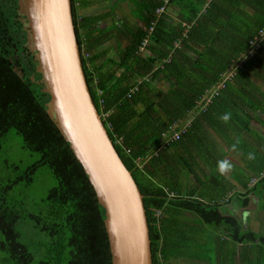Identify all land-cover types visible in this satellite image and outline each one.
<instances>
[{"label": "trees", "instance_id": "obj_1", "mask_svg": "<svg viewBox=\"0 0 264 264\" xmlns=\"http://www.w3.org/2000/svg\"><path fill=\"white\" fill-rule=\"evenodd\" d=\"M95 3L71 0L82 67L114 148L143 195L152 264H227L236 254L230 245L249 251L255 263L244 264H264V233L243 224L235 211L222 210L231 192L241 209L248 208L252 193L264 194V158L258 167L252 164L251 176L235 178L242 188L236 193L217 174L216 151H192V133L203 122L214 129L234 125L247 130L255 116L264 119V39L246 56L264 27V0H128L132 21L125 16L120 25L115 6L81 14ZM161 7L165 11L157 15ZM27 32L19 0H0V150L14 130L22 148L38 156L23 171L11 168L14 178H0L2 264H111L105 211L48 113L50 97ZM113 38L116 59L102 51ZM232 69V78L226 79ZM222 80L224 89L200 113L198 102ZM225 112L232 116L227 123L219 119ZM189 120L187 132L170 140L172 127ZM200 159L211 169L207 181ZM41 168L49 170L56 185L48 191L44 211L24 213L8 202L9 193L31 184ZM253 178L257 181L251 184ZM22 218L43 236L38 258L20 242Z\"/></svg>", "mask_w": 264, "mask_h": 264}, {"label": "water", "instance_id": "obj_2", "mask_svg": "<svg viewBox=\"0 0 264 264\" xmlns=\"http://www.w3.org/2000/svg\"><path fill=\"white\" fill-rule=\"evenodd\" d=\"M27 40L44 91L75 159L105 211L111 264H152L141 194L92 101L84 75L71 0H19Z\"/></svg>", "mask_w": 264, "mask_h": 264}, {"label": "crops", "instance_id": "obj_3", "mask_svg": "<svg viewBox=\"0 0 264 264\" xmlns=\"http://www.w3.org/2000/svg\"><path fill=\"white\" fill-rule=\"evenodd\" d=\"M95 1L96 3L92 7L82 10L81 14L89 15L104 13L115 6V18L117 22H119V25L126 22H122L125 19V16H127L130 21H132L130 16L132 8L128 5V0ZM168 10H171L172 12L170 11V13L172 15H175V11L172 8H169ZM107 26L108 31H111L113 29L112 22L108 23ZM102 51L107 57L116 59L118 57V49L116 46L115 38L111 39L109 42L104 44L102 46ZM259 118L255 116L254 120L250 122L249 128L247 130H243L242 128L240 129L234 125L232 127L229 126V130L222 125L220 127L215 126L214 129L203 122L198 125V132L192 133V151H199L200 149L201 151H216L220 156L219 160L227 159L232 163L233 169L231 171L221 175L217 170V174L221 175V178L223 177L225 181L234 185L236 188V193L242 192V188L241 185L237 182V180H235V178L240 177L243 174L251 176L252 164L253 167L256 168L258 167V165L261 164V160L264 158V124L261 122V119H264L261 117ZM237 139H239L240 143L237 146V149L233 151L232 145L236 143ZM200 143H203L205 145H200ZM250 152L254 154L255 159H247V156ZM216 160L217 158H213L211 160L212 164H214ZM199 161L201 162L200 164L202 169L206 173V176H204L202 180L207 181L208 179L206 177L209 176V173H211V169L202 159H200ZM192 181H194L193 178ZM234 195L235 194H233L232 192L229 193L228 197H232V200L230 201V203L228 202L229 204L227 203L228 205L222 207V210L225 213H232L231 211H235V215L237 217H239L242 212L247 213L250 210L252 212L258 211L260 214L262 212L264 213V194H262L261 192L256 191L249 196L250 205L246 209H241L238 207L237 199H234ZM260 219L261 215L259 217V220ZM244 223L245 225H248L246 221ZM254 227L256 229L258 228L257 225H254ZM260 227H262V229L264 228L263 225ZM229 248H234L236 254L233 256L234 260H228L227 264H244L245 262L255 263V260L249 258L251 255L249 251L246 253L244 245H230ZM244 257H246L245 260Z\"/></svg>", "mask_w": 264, "mask_h": 264}, {"label": "rangeland", "instance_id": "obj_4", "mask_svg": "<svg viewBox=\"0 0 264 264\" xmlns=\"http://www.w3.org/2000/svg\"><path fill=\"white\" fill-rule=\"evenodd\" d=\"M160 88L165 92L167 86L161 83ZM37 160L38 156L24 150L20 137L16 135L14 130H10L3 140L0 150V178L2 180L14 178L15 174L11 168L17 166L23 171ZM55 185L56 181L53 179L49 170L41 168L37 171L31 184H20L14 187L9 193L8 202L20 205V208L25 211L24 213L38 214L40 211L45 210L44 200L48 191ZM260 215L261 219L259 220ZM239 217L240 219L242 218L243 224H245L244 222L246 221V223L252 226L251 230L263 233L264 228L262 229V227H260L262 225L264 226L263 212L260 214L258 211L252 212L250 210L247 213L242 212ZM254 225H257L258 228L256 229ZM17 230L20 235V242L28 246L29 251L38 258V240L43 236L37 233V230L33 228V224L27 218L20 219ZM4 258H6V255L0 252V264H2ZM232 260H234V258H232L231 261Z\"/></svg>", "mask_w": 264, "mask_h": 264}, {"label": "built area", "instance_id": "obj_5", "mask_svg": "<svg viewBox=\"0 0 264 264\" xmlns=\"http://www.w3.org/2000/svg\"><path fill=\"white\" fill-rule=\"evenodd\" d=\"M165 11V7H161L157 10V15H160L161 13H163ZM264 39V27H262L258 32H257V36L254 38V40L250 43L251 48L249 50V52L247 53V57H250L254 54V52L259 48L260 46V42L261 40ZM147 40L144 41L139 49L140 53L145 54V47L147 45ZM241 63L238 64V66H240ZM235 69H232L231 71H229V73L226 76V79H230L232 78L233 74H234ZM225 82L222 80L220 83H218L208 94L207 96H204L199 102V112L203 113L206 111L207 107L209 106V104L211 103V100L213 99V97L217 96L219 94V92L224 89V84ZM190 124V120L185 123L184 125L181 126H173L172 127V134L170 136V140L172 141H176L179 140V138L184 135L187 132V129L189 127ZM175 129V130H174ZM257 181L256 178H253L251 181V184H254Z\"/></svg>", "mask_w": 264, "mask_h": 264}, {"label": "clouds", "instance_id": "obj_6", "mask_svg": "<svg viewBox=\"0 0 264 264\" xmlns=\"http://www.w3.org/2000/svg\"><path fill=\"white\" fill-rule=\"evenodd\" d=\"M219 119L225 123L230 121L232 119L230 112H225L222 116L219 117ZM240 141L237 139L236 143L232 145V150L235 151L237 149V146L239 145ZM247 159L253 160L255 159V156L253 153H249L247 156ZM217 169L221 175L226 174L227 172L231 171L233 169V165L230 161L227 159H221L217 162Z\"/></svg>", "mask_w": 264, "mask_h": 264}]
</instances>
